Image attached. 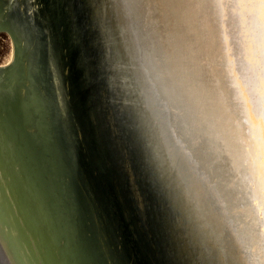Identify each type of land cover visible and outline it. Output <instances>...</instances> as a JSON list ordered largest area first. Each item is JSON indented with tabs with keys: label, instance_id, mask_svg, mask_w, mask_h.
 Instances as JSON below:
<instances>
[{
	"label": "water",
	"instance_id": "95a60500",
	"mask_svg": "<svg viewBox=\"0 0 264 264\" xmlns=\"http://www.w3.org/2000/svg\"><path fill=\"white\" fill-rule=\"evenodd\" d=\"M48 2L0 0V32L15 43L0 67V264H95L94 247L101 264H161L151 210L137 207L143 185L131 174L133 195L106 139L128 109L151 120L140 148L193 252H204L201 242L223 248L213 184L231 185L213 182L214 172L223 175L214 157L230 160L226 174L248 198L250 176L214 137L213 107L181 58H157L168 33L121 18L129 0H87L86 23L72 0Z\"/></svg>",
	"mask_w": 264,
	"mask_h": 264
},
{
	"label": "bare ground",
	"instance_id": "6f19581e",
	"mask_svg": "<svg viewBox=\"0 0 264 264\" xmlns=\"http://www.w3.org/2000/svg\"><path fill=\"white\" fill-rule=\"evenodd\" d=\"M129 2V11H122L121 18H132L144 31L158 29L159 32L168 33L163 43L167 45L165 47L170 57L176 55L181 58L189 74L197 80L205 101L213 107L214 137L225 144L228 154H237L246 172L253 173L256 172L253 171L254 166L245 163L243 154L235 145L238 137L250 138L255 149L254 164L262 175L264 69L261 55L264 53V9L259 5L236 7L230 0H195L194 7L163 9L149 7L151 0ZM12 54L14 52H11L9 64ZM214 158V167L216 170L221 168L223 175L214 172L213 182L222 186L221 181L226 177L231 185L224 191L213 184L216 189H213V193L219 195L216 200V203L219 201V209L213 216L219 223V233L224 239V247L220 248L223 253L218 255V261L220 258L221 264H264L263 236L254 234V223L244 225L234 209L239 194L226 174L225 167L230 160L223 163L226 156ZM242 168L233 169L237 177ZM128 179L131 186H135L131 174H128ZM236 180L242 188V182L238 178ZM258 183L264 191V179L259 178ZM260 197L264 199V195ZM244 206L241 214L249 217L252 210L246 204Z\"/></svg>",
	"mask_w": 264,
	"mask_h": 264
},
{
	"label": "snow or ice",
	"instance_id": "6c2138e0",
	"mask_svg": "<svg viewBox=\"0 0 264 264\" xmlns=\"http://www.w3.org/2000/svg\"><path fill=\"white\" fill-rule=\"evenodd\" d=\"M230 2L234 3L236 7H256L259 5L264 9V0H230ZM148 6L155 9L188 8L195 6V0H179V2L177 0H151ZM68 23L71 28V38L79 43L81 32L76 18L70 15ZM168 55L165 50L157 58L161 62H166ZM82 62H88L87 56L82 57ZM261 65L262 69H264V53L261 55ZM162 102L166 103V101ZM172 111H176V109H172ZM169 119H172L171 114ZM150 125L151 120L146 119L143 113L136 109H128L127 117H121L118 125H113L109 128L106 139L108 147L113 152L122 172L124 174H132L134 182L143 185L140 193V203H138L137 207L139 209L142 203L144 208L151 210L152 226L157 237V247L159 254L163 258L161 264H221L218 261V255L223 252L218 245L201 242L204 252L197 256L185 236L175 225V219L170 215V194L165 191L160 178L155 174L150 161L145 158L140 148V133L145 127ZM169 133L175 134L173 129H169ZM192 144L195 148L197 142L192 141ZM65 170L71 171L70 165L66 164ZM262 175H264V172H262ZM42 251L49 254L52 253V249L49 248H45ZM91 252L97 255L95 264H101L98 254L95 253V247ZM36 264H39V261ZM49 264H63V262L52 261Z\"/></svg>",
	"mask_w": 264,
	"mask_h": 264
},
{
	"label": "rangeland",
	"instance_id": "374dc122",
	"mask_svg": "<svg viewBox=\"0 0 264 264\" xmlns=\"http://www.w3.org/2000/svg\"><path fill=\"white\" fill-rule=\"evenodd\" d=\"M30 1L35 2V4L37 3V0H30ZM50 2H51V0H50ZM72 3H74V5L71 6L73 8L72 10H74L79 15V18L82 21V23H84V22L86 23L88 21L87 18H90L89 17L90 16V12H89L90 10L88 8L87 0H72ZM11 52H15L14 41H12V39L10 38V36L7 33L0 32V67L6 66L7 64H9L7 62L10 59ZM173 58H177V56L174 55ZM12 59H13V57H12ZM19 90H20L21 95L24 96V90L25 89L21 84L19 86ZM235 145L239 148V152L243 154V157L245 158V160H244L245 163L247 165L249 164L251 166H254L253 171H256V172H253V173L251 171L247 172V174L250 176L249 177L250 180L247 182V185H248L249 189L252 190L251 191L252 194L255 195L254 198L252 199V201L250 203V201L245 202V200L251 199L253 197L252 194L250 195L251 196L250 198H248L249 196L245 195V194H243L242 196L238 195L239 199H238L237 203L235 204L236 206L234 209H235V212L239 216V220L244 225L248 222H252L255 224L256 229L254 231L255 232L254 234L262 235L263 241H264V199L260 197L261 194L264 195V191H262L258 186L259 178L264 179V176L259 174L256 167H255V164H254V162L256 161L254 158L255 149L252 148L253 144H251L250 138L246 139L244 137H238L237 143H235ZM261 160H263V158H261ZM238 179H239V181L242 182V185H243L242 187H245V182H243L240 178H238ZM126 181L129 182L128 174H126ZM131 184L132 183L129 182V187H130V189L134 195L136 192V190H135L136 186H134V184H133V186H131ZM261 184L263 185L262 181H261ZM232 185H234L233 181H232ZM257 189H258V193H256ZM262 189H264V187ZM244 204H246V207H248L252 210V214L249 217L241 214L242 210L245 209ZM250 204H252L254 207V210H255L254 213H255V216L257 219L253 215V209H252Z\"/></svg>",
	"mask_w": 264,
	"mask_h": 264
}]
</instances>
